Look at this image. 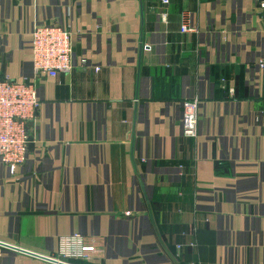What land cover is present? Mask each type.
<instances>
[{
	"label": "crops",
	"instance_id": "0c3cea01",
	"mask_svg": "<svg viewBox=\"0 0 264 264\" xmlns=\"http://www.w3.org/2000/svg\"><path fill=\"white\" fill-rule=\"evenodd\" d=\"M258 3L0 0V77L40 100L25 162L0 160V241L70 264H264ZM40 24L71 28L72 71L35 74ZM76 234L100 251L63 256ZM0 264L57 263L0 246Z\"/></svg>",
	"mask_w": 264,
	"mask_h": 264
},
{
	"label": "built area",
	"instance_id": "2783aa9c",
	"mask_svg": "<svg viewBox=\"0 0 264 264\" xmlns=\"http://www.w3.org/2000/svg\"><path fill=\"white\" fill-rule=\"evenodd\" d=\"M258 4L263 11L264 0H259ZM163 19H166V14L163 15ZM186 30L192 28L184 25L182 31ZM72 35L71 28L61 24L34 26L30 48L36 75L54 77L59 73L73 70ZM86 61V58L81 59L83 65ZM258 65L264 69V59L260 60ZM39 105L40 100L33 82L19 81L7 76L0 77V160L12 175L16 174L18 166L26 160L31 140L28 126L35 120ZM198 107L196 98L186 99L182 104L181 123L184 134L188 136L197 135ZM99 251L95 243L77 234L64 238L61 244V252L65 257L88 259Z\"/></svg>",
	"mask_w": 264,
	"mask_h": 264
},
{
	"label": "water",
	"instance_id": "95a60500",
	"mask_svg": "<svg viewBox=\"0 0 264 264\" xmlns=\"http://www.w3.org/2000/svg\"><path fill=\"white\" fill-rule=\"evenodd\" d=\"M0 246H3L5 248H9V249H13V250H16V251H20V252H23V253H27V254H30L32 256H36V257H39V258H42V259H46L48 261H51V262H54V263H57V264H70V263H67V262H63V261L57 260V259L52 258V257L41 256L40 254H37L35 252H30V251L24 250L22 248H18L16 246H13L11 244H7L5 242H1L0 241Z\"/></svg>",
	"mask_w": 264,
	"mask_h": 264
},
{
	"label": "rangeland",
	"instance_id": "374dc122",
	"mask_svg": "<svg viewBox=\"0 0 264 264\" xmlns=\"http://www.w3.org/2000/svg\"><path fill=\"white\" fill-rule=\"evenodd\" d=\"M164 14H165V13H164ZM164 14H163V15H164Z\"/></svg>",
	"mask_w": 264,
	"mask_h": 264
}]
</instances>
